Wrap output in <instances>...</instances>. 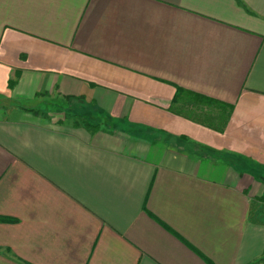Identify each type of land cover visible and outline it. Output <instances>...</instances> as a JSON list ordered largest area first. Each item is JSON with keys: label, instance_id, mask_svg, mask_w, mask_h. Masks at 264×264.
I'll use <instances>...</instances> for the list:
<instances>
[{"label": "crops", "instance_id": "1", "mask_svg": "<svg viewBox=\"0 0 264 264\" xmlns=\"http://www.w3.org/2000/svg\"><path fill=\"white\" fill-rule=\"evenodd\" d=\"M0 216V264H264V0H0Z\"/></svg>", "mask_w": 264, "mask_h": 264}, {"label": "rangeland", "instance_id": "2", "mask_svg": "<svg viewBox=\"0 0 264 264\" xmlns=\"http://www.w3.org/2000/svg\"><path fill=\"white\" fill-rule=\"evenodd\" d=\"M55 116H56V118H60V119H68V121H74V120H76V121H80V120H78L77 118H75L74 116H71V114H65V112L64 111H62V110H56L55 111Z\"/></svg>", "mask_w": 264, "mask_h": 264}, {"label": "trees", "instance_id": "3", "mask_svg": "<svg viewBox=\"0 0 264 264\" xmlns=\"http://www.w3.org/2000/svg\"><path fill=\"white\" fill-rule=\"evenodd\" d=\"M183 92H186L184 89H182V88H179L178 89V96H179V94H181V93H183ZM178 96L176 95V99L178 98ZM210 101H212V102H214V101H216V100H212V99H210ZM16 219H12V218H6V217H1L0 216V221H15Z\"/></svg>", "mask_w": 264, "mask_h": 264}]
</instances>
